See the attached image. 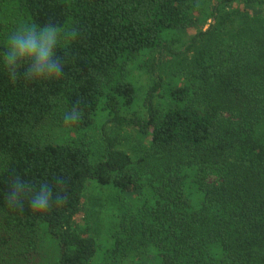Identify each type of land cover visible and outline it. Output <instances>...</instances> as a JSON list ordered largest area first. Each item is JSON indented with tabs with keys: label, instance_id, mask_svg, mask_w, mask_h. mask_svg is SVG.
<instances>
[{
	"label": "trees",
	"instance_id": "1",
	"mask_svg": "<svg viewBox=\"0 0 264 264\" xmlns=\"http://www.w3.org/2000/svg\"><path fill=\"white\" fill-rule=\"evenodd\" d=\"M203 2L0 0V264H264V0ZM48 24L62 78H27L25 64L13 83L10 35ZM97 128L94 161L75 133ZM15 177L67 200L9 208ZM89 205L97 229L80 233Z\"/></svg>",
	"mask_w": 264,
	"mask_h": 264
},
{
	"label": "clouds",
	"instance_id": "2",
	"mask_svg": "<svg viewBox=\"0 0 264 264\" xmlns=\"http://www.w3.org/2000/svg\"><path fill=\"white\" fill-rule=\"evenodd\" d=\"M79 30L71 29L63 33L64 39H76ZM61 30L52 24L41 27L34 25H21L9 37L8 50L3 54V64L10 79L16 82L20 69L27 65L25 76L34 80L61 79L63 65L56 59V48L61 40ZM65 123H74L80 119V113L74 108L64 117ZM62 179L55 184L62 186ZM8 207L12 209L23 208L25 200L33 212L46 213L50 210L53 200L59 206L66 202L67 196L57 191L53 197V187L43 182L38 189L30 183L15 177L10 182V190L5 193Z\"/></svg>",
	"mask_w": 264,
	"mask_h": 264
},
{
	"label": "rangeland",
	"instance_id": "3",
	"mask_svg": "<svg viewBox=\"0 0 264 264\" xmlns=\"http://www.w3.org/2000/svg\"><path fill=\"white\" fill-rule=\"evenodd\" d=\"M213 7V0H204L203 2V8L208 11V9H211ZM213 21L211 17H209L207 20L205 19L204 22L198 23L195 26L189 27L185 30L188 37H191L197 33H199L201 30H206L209 28L210 23ZM153 57V54L150 52H145L143 55L139 57V59L134 63L133 67H135L139 62H150ZM164 67V66H163ZM146 76H143V80L146 81ZM108 132L110 135L115 136L117 138V135L120 136L119 140H121L122 144H120V148L128 151L130 154H134L135 145L131 141V135L124 138L125 135L124 132H121V134L117 133L115 126L108 125ZM123 135V136H122ZM75 136L85 142L91 150V154L93 156L94 161H98L101 156L104 154L105 149V141H104V135L101 129H90L85 130L82 132L75 133ZM91 193H88V197H90ZM94 195V194H93ZM108 193H106V196H101V199L104 201V208L102 210H105L104 217L106 220H109V215L112 214V209H114V204L107 199ZM89 199V198H88ZM88 201V200H87ZM108 202H110L108 204ZM91 212V205L87 206L80 214L76 216L75 219V228L80 233H86L89 230V226L93 227L94 229H97L96 224H94V221H92L90 217ZM111 218V217H110ZM112 219V218H111ZM111 223H106L101 226L102 233H106V230L109 229Z\"/></svg>",
	"mask_w": 264,
	"mask_h": 264
}]
</instances>
